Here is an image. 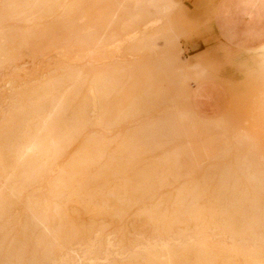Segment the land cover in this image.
<instances>
[{"label":"rangeland","instance_id":"rangeland-1","mask_svg":"<svg viewBox=\"0 0 264 264\" xmlns=\"http://www.w3.org/2000/svg\"><path fill=\"white\" fill-rule=\"evenodd\" d=\"M16 1L0 0V17L3 16L0 18V146L5 142L14 149L15 136L19 146L27 144L25 141L45 117V110H34L32 104L37 97L56 95L58 85L68 73L76 72L80 85L62 116L50 119L40 138L47 146L54 140L59 145L39 164L27 169L22 179L24 187L19 186L22 192L19 201L17 199L12 204L11 214L0 218V264H30L34 246L25 257H20L26 232L33 239L31 243L36 237H43L37 252L41 256L50 253V259L44 264L59 262L70 254L71 245L94 233L101 234L103 243L112 239L115 244L130 250L140 241L159 237L151 231L149 217L143 211L160 209L167 213L171 209L170 203L181 196L184 211L206 209L212 196H236L244 211L259 212L254 217L245 215L241 222L252 221V226L264 222V128L258 129L259 125L252 119L255 98L264 87L248 79L239 80L241 71L229 51L218 50L212 58L207 56V52L220 47L219 32L206 43L205 29L194 34L189 31L179 44L159 40V46L153 51L141 49L135 39L147 30L151 33L172 28L176 34L182 33L183 14L193 22L201 23L203 17L194 13L196 10L189 13L187 7H182L180 14L164 16L158 14L155 7H149L145 20L133 21V12L129 10L132 7L126 6L132 12L129 16L126 7L122 9L123 0ZM244 2L223 0L221 7L230 11L226 21L230 23L225 27L232 30L236 25L234 22H238L240 33L249 30L255 33L262 24L257 17L246 15ZM238 7L241 13L236 20ZM2 11L5 12L2 14ZM260 13L262 17L261 10ZM125 23L129 28L124 26ZM173 36L168 33L166 37L172 39ZM180 50L202 64L206 71L203 77L192 76V80L175 82L178 87L170 92L171 104L178 106L177 115L184 119L188 134L178 126L173 127L171 121L166 123L163 120L172 111L169 110L168 97L157 95L156 90L159 82L164 86L168 84L162 70L152 69L158 60L176 59ZM169 53L171 57H167ZM175 66L177 70L181 68L179 62H175L172 69ZM71 83L68 82L69 86ZM183 86L188 89L186 93ZM93 88H96L104 110L93 114L91 109L88 114L81 115L82 109L93 101ZM149 89H152L151 93ZM140 98L153 101H148L144 111L133 119L115 122L122 110L139 100L140 103ZM207 99L212 104L210 112L202 110ZM153 102L159 103L155 104L156 108ZM151 108L154 109L150 111ZM154 123L157 125L151 126ZM10 125L9 138L6 127ZM27 125L31 127L27 129ZM149 170H152L151 174ZM134 179L139 182L133 183ZM130 187L141 191L128 192ZM56 191L60 192L61 198H55ZM131 195L142 199L129 205L127 213L121 217L110 215L106 205L117 203L105 201ZM195 195L201 198L195 199ZM36 200L50 205L47 220H44L47 228L40 225L33 234L25 227L32 216L29 203ZM87 200H90V212L79 203ZM253 203L256 209L252 207ZM61 224L66 227L65 237L72 234L74 239L76 236L69 245L58 238ZM186 226H177L174 235ZM188 227L194 236L197 224L191 222ZM203 232L208 238L216 234L211 229ZM263 235L264 229L256 228L242 239L257 247L261 245Z\"/></svg>","mask_w":264,"mask_h":264},{"label":"bare ground","instance_id":"bare-ground-1","mask_svg":"<svg viewBox=\"0 0 264 264\" xmlns=\"http://www.w3.org/2000/svg\"><path fill=\"white\" fill-rule=\"evenodd\" d=\"M222 2L223 0H123L122 9L123 8L125 9L126 6L131 5L132 8L129 10H132L133 13L129 12L127 7L126 9L129 12V16L132 15L133 17V18L131 17L132 18L131 20L134 19L135 21L136 20L143 21L142 19L147 17V12H148L147 8L149 7H155L157 9V13L164 16L170 13L180 14L182 12V7L184 8L187 7L186 9L189 11V13H191L192 10L199 11V12L194 11V13L196 14L198 13V15L201 18L203 17L201 23L193 22L186 15L183 14L184 31L182 33L176 34L175 30H173L172 28H167L163 30L159 29L155 32L152 31L151 33H147L148 31L147 30L143 32L141 35L138 34L139 35L138 37L135 36V39L140 44L141 49L153 51V49L155 50V48L159 46L158 44L159 40H166V43L168 42V44L169 42L172 44H176V43L179 44V41L183 39L185 35H188L189 31H190L189 34H194V33H199L202 29L203 30L205 29L203 33L204 36L207 38L205 40L206 43L211 41L210 38L213 34L219 32L220 37H217V39L221 42V45L217 50L207 52V56L211 55L212 58L213 53L217 52L218 50L220 52H222L223 50L229 51L233 55L235 63L239 66V69L241 71V74L238 75L239 80L243 82L245 79H248L251 80L255 85L257 86L262 85L264 87V0H257L256 2L253 0H245V2L242 4L246 6V8L244 9L246 11V15H253L257 17L259 20V24H262V26L259 29H257L255 33L249 30L248 32L246 31L245 34L240 33V31L238 30L237 27L238 22H234V24H236L234 29L232 30H228V28L226 29L225 24L226 21H228L227 14L230 11L227 10L226 8L221 7ZM19 3L20 1L17 4ZM120 5L121 4L118 5L119 8ZM242 5L240 6L241 8L243 7ZM237 9H239V11L236 12L235 19L239 20L238 16L240 15L241 10L239 7ZM260 10L263 13L262 17L259 15L261 14ZM3 12L5 11H2L1 13L3 14ZM113 13L118 14L115 12ZM1 17L3 16L1 15ZM152 18L153 17H151V19ZM128 23H125L124 26L126 25L127 27ZM204 23L207 24L206 27L202 26ZM158 24H160V22ZM151 25L153 26L154 24ZM155 26H158L156 25V22H155ZM126 27L125 28L123 27L124 30H126ZM168 33H171L172 35L174 34L172 39H168L166 37ZM169 46H173V45H169ZM169 56L171 57V54L167 55V57ZM175 62L180 63L181 65L180 69L177 70V66H175V68L172 69V66ZM151 63H153V61ZM157 63H154L152 65V69H155L156 71L162 70L165 74V79L168 85L164 86L161 84V82H159L160 85L156 90V94L159 96L166 95L168 97L167 102L169 104V110L172 111V114L169 113L166 114L167 118L163 120H166L165 121L166 123L171 121L173 127L174 125L178 126L181 128V130H183L184 134H188V132H185L184 119L180 118L177 115V113L179 112L178 106L177 105L173 106V104H171L172 100L170 99L172 95L170 92L171 90H174L175 87H178L177 83H175L177 81L192 80V76L203 77L204 73L206 72L205 68L202 66V64L199 65L197 60H194L193 57L186 55L181 50L179 51V54L176 59H167V61L158 60ZM216 70L218 69L216 68ZM73 74L74 73H71L69 75L68 73V76L65 78V80H63V82L60 85H58V90L56 95L51 93L52 95L50 94L48 98H46L45 96L37 97L36 101L34 102V105L32 104L34 110L44 109L45 117L41 119L40 125L38 123L40 127L38 126V128L35 130L33 135H29V138H27V140L25 141V143H27L26 145L19 146L18 137L15 136L14 149H12L9 146V144L6 146L5 142H2L0 146V218L2 217V219L4 216L7 217L6 215H8V213L10 212L12 204L15 202V200L18 199L19 201L18 196H20L19 194L22 193L20 189L21 187H24V182H22V179L24 176H26L27 169L39 164L43 159V157L46 156V154H48L51 151H54L55 148H57V146L59 145L57 143V140L56 141L54 140L50 145L47 146L45 143H42L40 138L44 134V131H46L47 123L50 121V119H57L61 117L63 111L67 108L68 102L74 99L80 83L78 82V77L75 75L77 73L75 72V74L74 75ZM78 75L80 76V74ZM153 76L151 79H153ZM156 76L157 75L155 74L154 76L155 79H157L158 77ZM69 81L72 82L70 86L68 84ZM66 85H68L69 87ZM106 85L108 86V84ZM106 90L108 89L106 88ZM151 91L152 89L150 90V93ZM187 91H188L187 87L183 86V92L186 93ZM153 94L155 95V92H153ZM91 95L93 96V101L91 105L87 104L82 109L81 115L85 113L88 114L91 109H92L91 112L93 114L100 113L102 110H104L101 107L100 101H98L96 88H93L91 90ZM103 95L104 94H102L101 96ZM188 96L190 95L187 94V97ZM140 99H142L140 103H138L140 101L139 100L135 104L133 103L130 104V106L125 111L122 110L120 114L121 115L120 118L117 117L118 119H116L115 122L122 123V121L124 120L129 121L130 117H131L130 119H133L142 110L144 111V109L146 108L144 106L148 104L151 100L149 101L143 98ZM155 102L157 101L155 100ZM203 103L205 104L203 105L202 110L210 112L212 110L211 101L207 99ZM142 104L144 105L140 106ZM155 104L153 106L156 108V105H158L159 103L156 105ZM253 105L254 107L252 110V115H253L252 119L256 122L257 125H259L258 129L260 127L262 130V128H264V90L259 92V94L256 96ZM153 109L154 108H151L150 111H152ZM155 123L151 124V126L158 124ZM83 124H86L83 126L85 127L87 126V123H83ZM30 127L31 126L27 125V129ZM6 129H8L9 131L8 135L10 138L11 125L7 126ZM4 140H6V138H4ZM167 166L175 167L174 164H168ZM151 171L152 170L148 171L149 174L152 173ZM138 182L139 181H136V179H134L133 183H138ZM94 183H96V181ZM74 185L75 184H73V188H75ZM19 186L21 187L19 188ZM86 187H84V189ZM99 188H102V186ZM127 191L133 193V192H139L141 191V189L130 187ZM119 192H124V190H119ZM54 194H55V198L62 197V195L58 191H56ZM181 194L183 193L181 192ZM191 197L193 199V196ZM200 198L201 196L195 197V199H200ZM70 199L72 201L74 200V198H70ZM141 199H142L141 197L131 195L129 197H123V196L113 197V199H109L105 202L109 203L113 201L117 203V205L113 204L109 206L107 204L106 206L109 209L110 215L121 217V215L127 213V208L129 207V205L133 203H137ZM183 201L184 198H182V196L176 197L173 200V202L170 203L171 209L170 211H167V213H163L160 209H156L155 211H151V212L143 211V213L144 214L147 213V216L149 217L151 231L153 233H157L159 237L148 240L142 239L143 241H140V243L135 244L133 246L134 248H131L129 246L131 249L128 250V248H123L122 246L115 244L112 239H109L108 241L103 243L101 234L94 233L92 236H89L84 240H79V242H77L76 245H71L70 254L66 255L65 257L60 259L59 262H56L55 264H219L220 260L225 262H231L230 264H264V235L262 236L261 245L258 244L259 246L257 247L250 245V243L242 239V236L247 237L256 228L264 229V222L262 224L259 222L258 225L255 226H252L251 223L252 221H248L245 223L241 222L243 220L242 217H244L245 215H252L254 217L255 216L254 214L259 213L258 211H254V210L249 212L244 211L245 209L242 207V204L237 200L236 196H230L228 198L224 196H212V199L209 201L206 209H199V210L193 209L190 211H184L185 205L183 204ZM89 202L90 200H87L85 202H79L84 206L86 212H90L92 210V208L89 205ZM43 203L36 200V202L34 203L32 202L29 203V206L27 205L32 213V216L31 219H29L26 222V227H25L26 231L29 230L34 234V231L37 230L40 227V225L47 228L45 226L44 220L47 218L48 215L47 210L50 204L48 205ZM252 207L256 209L255 208L256 204L253 203ZM191 222H195L197 224L196 227L197 233H195L194 236H191L190 234L191 230L188 227V224H190ZM179 225H183V226L187 225V226L184 229L181 230L178 229L179 232H177V234L174 235L176 227ZM65 229L66 227L61 224L58 238L62 242L65 241L68 244L71 240L73 241L76 238V236H73L74 239H72V234L71 237H69L70 235L67 236L68 238L65 237L64 236ZM206 229H211V231L215 232L216 234L214 235V237L208 238L203 232L204 230L206 231ZM23 237L24 239L20 250V257L22 258L25 257L29 253L31 246H34L35 249H33V255L29 261L30 264H44L46 259L48 260L50 259L49 258L50 253H48V251L47 253L49 255L43 254L42 256L39 255V253L37 252V247L39 248L42 245L43 237H36V240L32 243L31 241L33 239L32 240L30 239V236L27 235V232L24 234ZM52 250L51 252H53Z\"/></svg>","mask_w":264,"mask_h":264},{"label":"crops","instance_id":"crops-1","mask_svg":"<svg viewBox=\"0 0 264 264\" xmlns=\"http://www.w3.org/2000/svg\"><path fill=\"white\" fill-rule=\"evenodd\" d=\"M226 23H230V22H226ZM242 23H244V22H242Z\"/></svg>","mask_w":264,"mask_h":264}]
</instances>
